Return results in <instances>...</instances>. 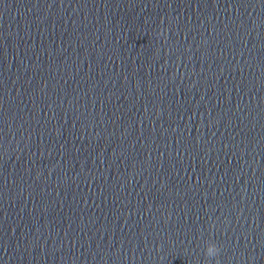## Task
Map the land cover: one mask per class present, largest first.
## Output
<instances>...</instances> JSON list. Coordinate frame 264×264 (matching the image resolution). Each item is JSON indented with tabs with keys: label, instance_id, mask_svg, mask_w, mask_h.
Wrapping results in <instances>:
<instances>
[{
	"label": "clouds",
	"instance_id": "obj_1",
	"mask_svg": "<svg viewBox=\"0 0 264 264\" xmlns=\"http://www.w3.org/2000/svg\"><path fill=\"white\" fill-rule=\"evenodd\" d=\"M164 30H161V32L158 33V35H164ZM220 246H218L215 242H212L211 244H207L204 250V255L206 258H208L209 264H211L212 259L218 258L220 254ZM216 264H219L218 259L216 260Z\"/></svg>",
	"mask_w": 264,
	"mask_h": 264
}]
</instances>
